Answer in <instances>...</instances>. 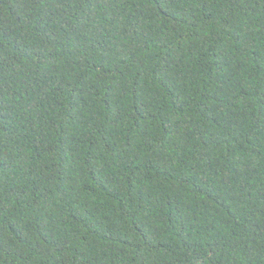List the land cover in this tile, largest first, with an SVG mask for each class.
Listing matches in <instances>:
<instances>
[{
  "label": "trees",
  "instance_id": "1",
  "mask_svg": "<svg viewBox=\"0 0 264 264\" xmlns=\"http://www.w3.org/2000/svg\"><path fill=\"white\" fill-rule=\"evenodd\" d=\"M0 264H264V0H0Z\"/></svg>",
  "mask_w": 264,
  "mask_h": 264
}]
</instances>
